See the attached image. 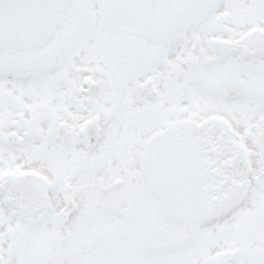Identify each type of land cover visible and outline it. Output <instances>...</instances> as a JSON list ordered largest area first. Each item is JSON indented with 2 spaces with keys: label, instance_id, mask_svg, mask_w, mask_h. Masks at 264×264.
I'll list each match as a JSON object with an SVG mask.
<instances>
[{
  "label": "snow or ice",
  "instance_id": "snow-or-ice-1",
  "mask_svg": "<svg viewBox=\"0 0 264 264\" xmlns=\"http://www.w3.org/2000/svg\"><path fill=\"white\" fill-rule=\"evenodd\" d=\"M0 264H264V0H0Z\"/></svg>",
  "mask_w": 264,
  "mask_h": 264
}]
</instances>
